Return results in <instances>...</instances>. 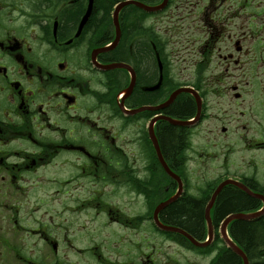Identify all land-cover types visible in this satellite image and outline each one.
Listing matches in <instances>:
<instances>
[{
  "label": "flooded vegetation",
  "instance_id": "flooded-vegetation-1",
  "mask_svg": "<svg viewBox=\"0 0 264 264\" xmlns=\"http://www.w3.org/2000/svg\"><path fill=\"white\" fill-rule=\"evenodd\" d=\"M132 1L130 19L119 15L117 45L103 50L115 37L113 20L95 12L81 25L79 0H0L3 261L43 264L44 243L55 259L47 264H67L78 244L86 247L76 253L100 264H115L111 253L138 264L137 228L155 227V190L171 182L151 128L183 183L196 162L264 193V0H167L157 12L143 6L163 0ZM165 18L177 26L164 27ZM121 60L126 68H104ZM178 88L189 90L148 109ZM185 103L187 114L172 113ZM165 117L195 119L180 126ZM164 127L180 143L173 158Z\"/></svg>",
  "mask_w": 264,
  "mask_h": 264
},
{
  "label": "trees",
  "instance_id": "trees-1",
  "mask_svg": "<svg viewBox=\"0 0 264 264\" xmlns=\"http://www.w3.org/2000/svg\"><path fill=\"white\" fill-rule=\"evenodd\" d=\"M96 2L98 5L104 6V11L109 12L111 1L96 0ZM92 25L96 28L99 25L98 21H95ZM172 110V113L181 117L191 110V105L190 103H185L183 105L176 104L172 107ZM215 184L216 181L208 183L207 186L201 190L202 195L200 199L188 198L187 201L183 203L181 201L183 198H181L170 204L162 211L163 222L182 228L197 240H204L206 236L204 206ZM259 207V200L248 196L234 186L227 185L220 191L211 210L215 238L207 247L197 249L198 252L202 254H209L213 251L216 252L209 264H241L240 258L224 245L219 237L217 229L221 220L227 214L233 212H251L257 210ZM228 233L231 239L246 255L260 254L264 257V216L256 218L252 222H245L243 220L232 221L228 225ZM167 235L174 240L183 242L187 244V246L192 247V245L179 234L168 232ZM249 264H264V259H255L254 261H250Z\"/></svg>",
  "mask_w": 264,
  "mask_h": 264
},
{
  "label": "rangeland",
  "instance_id": "rangeland-1",
  "mask_svg": "<svg viewBox=\"0 0 264 264\" xmlns=\"http://www.w3.org/2000/svg\"><path fill=\"white\" fill-rule=\"evenodd\" d=\"M161 21L164 22V27L172 24L177 26V21H170L167 18L160 20L159 22ZM215 164L220 166L219 161ZM189 169L190 172L186 173L187 177L185 180L186 191L192 190L196 194H200L201 190L204 189L208 183L218 181L215 179V176H222L221 178H223L226 173H230V171H227L226 169H216L217 175H215V169L206 166H199L196 162L189 163ZM171 185L176 187L172 180ZM138 210H141L140 205ZM165 239L166 238H163V236L156 232L154 228L145 229V227H138L135 235V252L137 253V256H133V262H137L138 264H208L215 253L212 252L209 255L202 254L193 249H189V247L185 245L172 240L166 241ZM31 242L33 243L32 240L29 241V243ZM112 245L105 242L104 247L108 250ZM40 246L42 263L47 264L48 262L54 261L55 259L52 255L51 247L46 246L44 243H41ZM76 247H86V244H78ZM76 247H70L73 252L67 254V264H100L101 260H94V257L90 258L83 253H76L78 252ZM107 252L110 253L109 251ZM105 255L107 256V260H112L115 264H126L129 259L128 256H115L113 253ZM27 257L30 258V256ZM3 262H7V264H19V262L14 260L12 256L9 260L4 261L0 256V264H3Z\"/></svg>",
  "mask_w": 264,
  "mask_h": 264
},
{
  "label": "bare ground",
  "instance_id": "bare-ground-1",
  "mask_svg": "<svg viewBox=\"0 0 264 264\" xmlns=\"http://www.w3.org/2000/svg\"><path fill=\"white\" fill-rule=\"evenodd\" d=\"M59 1L62 2L63 4L66 3V0H59ZM79 1L81 2V4H80V9H81L80 12L82 14L81 15V23L83 22V20L85 18H88V16L95 18L96 17V13L95 12H103V17H101V18H102V20L104 22H106V20L108 18V15L110 16V19L114 18V11H115V9H116V7L118 5V0H105V1H111V7L109 8V12H106L103 9L104 6L98 5L97 2H96V0H79ZM121 8H122V11H121L122 17L124 16L125 18H128V19H130L129 15L135 12L133 10L132 6H129V5H126V4L123 5ZM71 11H72L73 17L75 19H77L78 18L77 9L75 7H73L71 9ZM126 22H129V20H127ZM114 29H115V26H114ZM122 38L125 40V42H127L128 46H129L130 45V41H129V30L125 31L122 34ZM107 42H108V39H105L104 41L100 42V44L106 45ZM139 44L142 45V46H144V50L147 47V42L145 40L142 41V42H139ZM129 50H131V48ZM129 50H128V52H129ZM119 63L122 64V68H126V66L123 65V64H125V62L123 60H121ZM163 129H164V132L166 133V136H165V139L162 142H163L164 146L167 149L168 155L171 158H173L179 152L178 151V146H180V143L176 141L177 133L174 130H171L170 128H168V127H164ZM168 135H171V136H168ZM173 141H176V142H173ZM155 151H156V155H157L158 159H160L161 155H160L159 145H158V150L155 148ZM154 166L157 167L156 163H155ZM166 185L168 186V190H166L165 188H164V190H161V191H159L158 189L155 190V193H157V197L158 198L155 199L154 204H156V205H155L154 209H156L157 206L160 205L161 203L167 202L168 200L176 197V195L178 194V188L173 187L171 185V182L170 183L169 182L166 183ZM180 192H182V193H179V195L176 197V199H174L173 201H171L170 203H168L167 205H165L160 210L163 211L166 207H168L170 204H172L173 202H175L177 199L183 198L181 201L183 203H185L188 198L200 199L201 198V195H202L201 193L200 194H196L192 190L186 191V182L182 184ZM219 194H220V192L218 193V195ZM218 195H217V197H218ZM210 196H211V194H210ZM205 205H206V203H205ZM235 213L245 214V212H233V213L227 214L225 217H227L228 215H231V214H235ZM204 218H205V208H204ZM235 220H243L245 222H252V221H254V219H252V218H248V219L233 218L231 220V222L232 221H235ZM230 250L235 254V252L232 249H230ZM244 255L246 256V258H247V260L249 262L250 261H254L255 259H259V260L264 259V257L262 255H260V254H258V255L257 254L256 255L255 254H251L250 256H248L244 252ZM241 264H243L242 261H241Z\"/></svg>",
  "mask_w": 264,
  "mask_h": 264
},
{
  "label": "water",
  "instance_id": "water-1",
  "mask_svg": "<svg viewBox=\"0 0 264 264\" xmlns=\"http://www.w3.org/2000/svg\"><path fill=\"white\" fill-rule=\"evenodd\" d=\"M125 4H127V2H123V3L118 4L116 9H115V11H114V22H115V25H116L117 34H116V38H115L113 46L116 44V42L118 40V37H119V28H118V24H117V14H118V11L120 10V8L123 5H125ZM153 9H156V8H153ZM116 67H118V66H116ZM180 91L181 90L175 91L170 96L169 100L166 102L165 105H167L176 96V94L179 93ZM165 105L154 107V109H159V108H161V107H163ZM169 121L171 123H174V124H182L181 122H176V121H174L172 119H169ZM154 144H155V148L158 150V146H157L155 140H154ZM162 164H163V167L165 168V170L167 171V173H169V175L171 177H173L174 179H176L178 181V194L176 195V197H177L179 195V193H180V190H181V186H182L181 181L167 167V165L163 161H162ZM228 184H232V185H235V186L239 187L240 189L245 191L248 195H250L252 197H256L258 199H261L263 201V203H264V197L263 196L252 193L247 188H245V186L242 183H240L238 181L231 180V179H226V180L222 181L220 184H218V186L214 189V191L212 192V194L210 196V200H209V202H208V204H207V206L205 208V219L207 221V226H208V234H207V240L206 241H204V242L198 241L195 238H193L190 234H188L186 231H184L183 229L178 228V227H174V226L163 225V224H161L158 221L157 214L160 211V209L163 208L168 203H170L171 201H173L174 199H176V197L168 200L167 202L161 203L160 205L157 206V208L154 211L155 223L162 230L170 231V232H177V233L183 235L185 238H187L190 241L191 244H193L196 247H204V246H206L208 243H210V241L212 239V235H213V229H212V225H211V218H210V214H209L210 208L212 207V205L214 203V200H215L216 196L218 195V193L221 191V189L224 186H226ZM263 212H264V206H263V209L261 211H257V212H254V213H245V214L235 213V214H231V215H228L227 217H225V219L221 223L220 232H221V236H222L223 240L225 241L227 246L230 247L241 258L243 264H248V260H247L246 256L244 255V252L239 247H237L231 241V239L228 237L227 232H226L227 225L233 218H242V219L254 218V217L259 216Z\"/></svg>",
  "mask_w": 264,
  "mask_h": 264
}]
</instances>
